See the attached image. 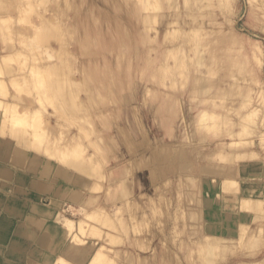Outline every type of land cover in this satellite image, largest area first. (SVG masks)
Segmentation results:
<instances>
[{"label":"rangeland","instance_id":"rangeland-1","mask_svg":"<svg viewBox=\"0 0 264 264\" xmlns=\"http://www.w3.org/2000/svg\"><path fill=\"white\" fill-rule=\"evenodd\" d=\"M3 2L12 3V0H3ZM148 2L150 3V1ZM166 2L169 1L162 0L160 13L168 17L166 16V21L160 25L159 31L153 34L149 28H152L155 22L154 25L158 26L159 16L156 18L157 20L149 18L152 25L150 23L145 24L143 15L148 11L144 8L146 6L150 7L147 3L139 0H72L76 7L78 5L83 10L75 19L79 26L80 35L85 36L87 31L85 23H88L86 26H89V29L91 28L94 32V37H99L97 43L94 42L91 46L92 57L96 58L97 56L98 59L92 64L87 62L82 64L89 66L88 68L92 69V72L96 71L99 75L98 81H101L100 78L102 77L103 81L110 82L109 79L112 76L119 84L114 92H110L112 89L102 91L106 97L99 105L89 107L80 100V103L85 105V108L82 107L85 112H81V117L84 119L78 120L80 122L78 127L79 122L74 124L77 120L71 116L70 121L67 120L69 124H72L69 126L70 129L65 128V130L60 131L58 135L59 142L54 143L61 146L66 143L68 138L80 139V136H82L83 138L79 140L80 146L89 143L90 138H97L99 147L87 146L89 152L91 149L102 148V152L95 155L99 159L96 160L97 166H100L97 167V175L91 177L92 181L100 184L98 185L100 187L93 190L86 183V189H84L85 186L82 183L80 184L81 187L73 184V181H59L53 186L54 192L61 191L62 194H69L71 191L73 192L70 195L77 193L81 196L87 194V192L95 193L92 200L87 198L88 203L85 201L88 205L90 204L89 208L94 206L92 213L89 214L92 220L87 225V228L90 226L93 231H91V228L85 234L78 232L79 224H77V220L82 216L84 217V213L77 204L72 205L64 200H59L46 206L43 213L37 214L32 207L37 208L36 206H39L40 202H46L49 193L41 188H29L27 194L21 196L27 206L28 220H33L35 216L39 219L35 221L36 224L29 226V232H34L37 235L49 232L53 234V242L46 247V251L43 253V257L49 261V264H69V261L74 264L77 263L74 261H77L80 255L88 254L90 251L89 255L92 254L90 256L93 257L91 262L87 264H129L126 259L128 253L132 258L134 256L132 264H168L169 262V264H200L196 261L193 262L194 257L192 259L191 257L196 252L201 251L202 248L201 253H203V256L206 255L204 250H208L203 246V243L206 244L208 239H210V242H208L210 246H215V249H213L214 255L209 253L210 257H203V259L209 257V259H206V263L209 262L208 264H264V121L262 122V119H264V0H171L169 5L172 4L170 6H167ZM222 6L226 7L223 8ZM90 8H94L95 13L93 14L94 17L88 21L86 16ZM176 11H179V16L172 18L173 13ZM66 20L68 21V18ZM172 20L173 22L175 20V24L172 22L173 25L171 24ZM184 22H188L187 24L194 29V26L197 27L202 23H207L212 27L207 29L203 39L200 40L201 44H199L203 51L201 55L204 53L202 56L208 58L206 65L203 64L202 68H199L203 70H201L202 73L207 77L210 76V81L208 80L209 90H207L209 93L204 91L201 94H193L192 82L198 70L192 64L189 65V70L184 76L174 73L168 80L167 78L164 79L159 73L160 62L158 60L161 55L167 52L166 48L172 45V41L165 43L164 34L171 33L173 35V32L176 31L180 33L181 30L185 29L182 28ZM177 28L180 30L179 32ZM233 29H235L241 42L237 39L234 42L228 39ZM188 30L190 29L187 28L184 32H189ZM177 33L176 35H178ZM16 40L18 38L14 37L13 41L16 42ZM143 40L149 42L144 44ZM124 46L126 47L124 48ZM136 46L140 48L138 54H136ZM153 46L156 47V51H149L150 47ZM187 51L190 50L186 49V53ZM180 53L182 52L180 51ZM177 55L179 56V54ZM177 55L173 59L177 60ZM151 57H157V59L150 64L149 59ZM119 62H121V65ZM111 65L113 67H108ZM156 69H159L158 73L155 71ZM210 71L212 74L208 73ZM109 74L110 77L108 78ZM231 81L235 82L231 83ZM236 82L237 85L243 87L244 92L240 93L239 97H228L229 88ZM248 86L250 91L247 89ZM26 87L27 85H24V91L27 89ZM246 90L250 92H248L251 96L250 99ZM9 91L8 94L7 92L3 94V99L10 98L11 90L9 89ZM5 94L8 95L7 98ZM81 94L83 97L84 94ZM223 95L228 98L223 97ZM243 95H246L245 98H242ZM27 96L24 95L22 101L28 107V104L34 103L35 99ZM208 97L209 99H207ZM224 98L228 101H224ZM3 99L1 100L3 101ZM243 100L248 102L245 103ZM206 108L209 110L213 108L212 110L219 115H227L228 119L222 121V124L217 123L218 126H215L216 124L211 125L215 128L211 127L209 122H199V115ZM22 109L26 112V108ZM22 109L21 111H23ZM3 112L5 115L7 114V111L3 110L0 112V116L4 115ZM46 113L51 117L54 110L49 109ZM183 113L187 117V124L182 120ZM8 114L5 122L8 121L7 124H11L9 121H13L12 115L9 112ZM14 114L13 117H21L19 113ZM239 116L250 119L251 122L253 121V127L256 124L257 129L253 128L255 134H249L250 128L244 126L245 123L242 124L244 127H239L238 131H235L236 133L232 132L231 123L234 120L237 122L241 118ZM51 119L55 120L54 117H51ZM261 122L263 125H261ZM15 123H18L19 126ZM224 123L226 124L224 125ZM12 124L9 127L12 128L14 126ZM14 124V128L23 127V125L21 126L22 121L21 123L15 121ZM205 125L209 128L205 129ZM88 128L93 129L89 132ZM121 128L123 132H121ZM23 129L27 130V127H23ZM28 129L30 130V128ZM128 131L131 135H128ZM260 132L263 136L258 135ZM246 134L249 136H246ZM7 137H9V134L2 133L0 135V139H7ZM201 140L204 143L203 147L200 144ZM148 142L149 145H147ZM160 143L167 146L168 151L166 153L162 152V154L158 151L162 149L159 148ZM177 143L179 144L177 145ZM181 144L185 148L184 151H182L183 147H179ZM176 146L181 151L174 148ZM200 147L202 153L199 155L198 149ZM54 148L57 149L56 146ZM154 148L155 150H153ZM42 150L43 154H37L38 157L35 155V158L34 156L31 157V159H34L32 160L35 164L38 160L41 161V156H44V153L48 152L46 148ZM152 151L157 155L155 163L158 162L157 165L164 168V170L158 172L156 177L151 172L152 164L147 162H150L153 158L145 159L146 156L152 154ZM240 153L244 155L239 157ZM232 154L233 156L236 154L233 160L231 159ZM170 157L177 164L175 168H171L168 164L171 160ZM89 159V155H84L82 160L87 161ZM254 163L258 165L256 170L243 171V164H247L252 168L251 164ZM229 166H233L232 173H229L230 180L236 182L229 181L233 185L230 183L231 186L229 188L227 186V190L226 187L224 189L221 185L216 191L218 192L214 197L216 200L213 198V201L212 198H209L210 194L206 195L209 198L207 200L203 194H206L207 191L204 189L208 188L206 186L208 185V178L214 179L216 175L225 174L226 168ZM128 167L130 169L127 176L133 182L131 181L129 191L128 189H119V195L116 183L110 184L111 178L112 176L119 177L122 172L128 170ZM207 168L211 169V172ZM13 170L18 175H24L21 168H13ZM181 171L191 173V178L186 184L182 181L181 183L176 181L175 176ZM231 174L236 175L234 176L235 179ZM27 175L38 179L40 182L44 181L39 175H32V173H27ZM100 175L105 176L100 178ZM123 175L125 177V174ZM203 176L208 177L204 189V184L199 181ZM168 177L172 181L164 184L163 181ZM249 179L252 180V184L242 186V182L249 181ZM161 183H163L161 189L153 191L154 186ZM209 184H211L210 179ZM201 186L203 187L201 188ZM250 188L257 192L254 197L255 201H240L239 197L243 189ZM146 191L151 192L152 195L155 194L156 198L155 201H152L153 203L149 202L148 196L141 194ZM202 191L205 192L202 193ZM126 193L129 194V197L130 195L134 196L135 201L133 203L135 205L132 203L133 207L137 206V208L147 211L148 218L149 216L153 217L150 218L149 223L148 219L144 220L139 217L134 218L135 221L132 217L130 219L129 211L132 205L126 202L124 208L118 209L113 199H116L117 196L120 199L125 198ZM9 195L15 198L19 197L17 193ZM115 196L116 198H113ZM97 197H99V200ZM206 200L207 202L211 200V203H203ZM251 202L254 204L249 207L248 204ZM91 203L94 205L91 206ZM126 204L128 205L127 208ZM209 204L212 209L207 210L210 207ZM69 205H72L73 208ZM74 205H77V207H74ZM95 207H98L96 210L101 211V215L98 214ZM203 210H207L205 214H203ZM241 211L248 214L249 218L240 219L238 215L242 213ZM63 215L75 219L67 221L68 224L72 222L69 227L73 226V229L72 227L67 228V224L64 225L66 221L63 222ZM19 222H23V219H19ZM101 223H114L116 227L125 230H121L123 233L121 236V233L117 234L118 229L116 227L113 229L103 228ZM224 224L235 226L232 230L235 237H231L233 242L227 244L225 243L230 237L227 238L225 235L226 228H224ZM241 227H246L247 231L251 228H258V235L262 240L257 244L248 245L245 240L241 242L240 237L236 239L240 235ZM143 228L144 230H141ZM147 231L148 233H145ZM243 231L246 230L243 229ZM74 233H79V235L73 239L72 235ZM108 233H115L117 236L108 235ZM207 235L209 237H206ZM112 236L116 238L119 236L120 239L117 238V243H114L115 237ZM57 240L63 242H56ZM119 240H123V243H120ZM30 243V241H27L25 244L30 245ZM116 253H119V256L113 259L111 255ZM200 258H202V254ZM0 262L1 264H27L24 259L9 255L6 245L1 241ZM202 263H205V261Z\"/></svg>","mask_w":264,"mask_h":264},{"label":"bare ground","instance_id":"bare-ground-1","mask_svg":"<svg viewBox=\"0 0 264 264\" xmlns=\"http://www.w3.org/2000/svg\"><path fill=\"white\" fill-rule=\"evenodd\" d=\"M139 1L147 3L150 6V7L146 6L144 8L146 11H148V12H145L143 15L146 25H148L149 23L150 25H152L151 19L149 22V18L156 19L159 16V19H158L159 22L157 23L158 26L154 25L156 22L153 24L154 26L152 25V28H149L148 26V28L152 30L153 34H156L160 29V25H162L166 21L165 18L168 17L167 15L166 17L165 15L160 13V10L162 9V0H152V1L151 0H139ZM148 1H150V3ZM168 1L169 2H166L167 6L169 5L171 0H168ZM226 6L224 7L222 6V7L225 8ZM69 9H71L70 13H69ZM93 9L94 8H90V10L87 11L86 19H88V21L94 17L93 14L95 12ZM82 11L83 10L78 5L76 7L75 3H72V0L70 1L69 0H12V3H5L3 2V0L2 1L0 0V112L4 110V111H7V114L9 112L12 115L13 121H9L11 124L13 123L12 125L15 126V124L16 125L18 124V123L14 124L15 121L20 122V123L22 121L23 124H21V126L23 125L24 128L27 127V130L23 129V127L14 128L13 126L11 128L9 127L11 126V124H7L8 121L5 122V118H7L6 116H8L9 114L5 115L3 112L4 115L0 116V135L2 133L9 134V137H7V139H0V241L1 243L6 245V249L9 255L19 257L20 259H24L27 264H49V261L43 257L44 255L43 253L46 251L45 250L46 247H48V245L51 244L54 240L52 232L44 233L42 235H37L34 232H29V226L32 224H36L35 221L39 220L38 217L36 216L33 218V220H30V219L28 220V216L26 214L27 206L25 204V200H23L21 196H25L29 188L30 189L41 188L42 190H46L49 193V197L46 199V202L45 201L40 202L39 206H36L37 208H35V206L32 207L33 211H35L37 214L43 213V209L46 206L51 205L53 202L64 200L68 202V204L69 203H71L72 205L77 204L80 207V210L83 211L84 213V217L82 216L80 219L77 220V224H79L78 232H82V234H85V233H88V230L92 228L90 226L87 228V225L89 221L92 220L89 214L92 213V209H94V206H93L94 204L91 203L92 204L91 206H93V208L91 206H90L91 208H89L90 204L89 205L87 204L88 200L86 201V199L91 198L92 200V198H94L93 195H95V193L87 192V194L85 193V195L81 196V195H77V193L70 195L73 192L71 191L69 194H64V193L62 194L61 191L54 192L55 190L53 187L54 184H56L59 181L60 182L61 181H64V182L73 181V184L75 185L76 184L80 185L82 183L84 186L86 185V183H88L93 190L94 188L96 189V187H100L98 186L100 184H98L96 181H92V178H93L92 176L97 175L96 173L98 171L97 167H100L99 165L97 166L96 160L98 159V157L95 155L102 152V148L101 149H97V148L91 149L90 152L87 150L88 149L87 146L92 145L95 147H99L97 145V138H90L89 143H87L86 145L83 144V146L82 145L80 146L79 144V140L83 138L82 136H80V139L79 138H76V139L68 138L66 143L61 146H57L54 143L59 142L58 135L60 131H63V129L65 130V128L70 129L69 126H71L72 124H69L67 120H69L71 116L74 117L75 120H77V121L74 120L75 122L73 121L74 124H76V122H79L78 120L84 119L81 117L82 116L81 112L82 111L85 112V109H84L85 105H82V103H80L81 101L83 103H86L89 107L94 106V105H99V103L105 100V97H106V95H103L102 91L103 90L109 91V89H112L110 92H114L115 88L119 84L115 79L112 78V76L110 77V74L108 76V78L110 77L109 79L110 82L103 81V79H101L102 77L100 78L101 81H98L97 79L99 78V75L96 73V71L92 72V69L88 68L89 66L87 67V65L82 64L83 62L92 64V62L98 59L97 56L96 58L92 57L91 46L93 45L94 42L97 43V41L99 40V37H94L93 35L94 32L91 30V28L89 29V26H86L88 23H85V27L87 30L85 33L86 39H85V36L82 37L80 35V31L78 28L79 26L77 25V21H75V19L78 14L82 13ZM179 14H180L179 11L174 12L172 15L173 16L172 18L179 16ZM151 16H154V17H151ZM66 18H68V21L66 20ZM155 19L153 20L155 21ZM147 20H148V23H147ZM172 22L173 20L171 21V24L173 25L175 20L173 23ZM188 22H184L183 27H182V28H185L184 30L180 31L177 28L178 32L180 31V33H177L176 31L175 33L173 32V35H171V33L169 34L167 33V35L164 34L165 43L167 44L169 41H172V45L166 48L167 52L161 55V58L158 60L160 62L159 64L160 72H159V69H156L155 71L157 73L158 72L161 73V76L164 79L166 78L170 79V76L174 73H179L180 76L181 75L184 76L185 74H187L189 70V65L192 64L198 70L195 74L196 76L193 78L192 88H191L193 89V94L197 95L198 93L199 94L204 93V91H206L205 93H207L208 92L207 90H209L208 80L210 81L209 79L210 76L207 77L205 74L202 73L203 70L200 69L202 68L203 64L206 65L208 58L206 56H202L204 55V53L201 55L203 51L201 50V47H200L201 45L199 44H201L200 40L203 39L205 33L207 32V29H210L212 27H210V25L207 23H202L198 25L197 27L194 26L195 27L194 29L193 27H190L189 24H187ZM187 28L190 30L193 29L192 32H190V30H188L189 32L187 31L184 32L185 30H187ZM176 33L178 35H176ZM14 37L18 38L16 42L13 41ZM228 39L233 42L236 41L237 39L239 40V42H241L238 34L235 32V29L231 31L230 35L228 36ZM143 41H144V44L149 42L147 40H143ZM125 47L126 46H124V48ZM190 47L191 48L194 47L195 49L193 48L191 50ZM135 48L137 50L136 54H138V52L140 51V48H137V46ZM186 49L190 51H187L186 53ZM149 51L155 52L156 47L154 46L150 47ZM180 51L182 53H180ZM177 54H179V56ZM176 55L178 56V59L176 58L177 60H175V58L173 59V57ZM155 59H157V57H151L149 59L150 64L154 62ZM119 64L121 65V62H119ZM108 67H113V66L111 65ZM232 69L234 70L233 67ZM208 73L212 74L211 71ZM237 79L238 78H236V80ZM233 82L235 81H231V83ZM24 85H27L26 87L27 89L25 91L23 88ZM248 87L247 89L249 90L250 87L249 88ZM230 88L228 90L229 95L225 93L226 95H228V97H232V96L236 97L240 95V93L244 92L243 87L240 85H237V82L234 85L232 84ZM9 89L11 90L10 98L8 99L7 98L8 95L6 96L5 94L7 99H3V94L5 92H7L8 94L10 92ZM248 90H246L247 94L250 93L249 92L250 90L249 91ZM81 93L84 94L83 97L81 96L82 95ZM22 94L23 96L25 95L28 98L35 99V102L34 103L32 102V104H28V107H27L26 104H24V101H22L23 99ZM224 96L225 95H223V97ZM243 96L242 98H245L246 95L244 97ZM250 97L251 96L249 94V99ZM1 99H3V101ZM207 99H209V97ZM225 100L228 101V99L224 98V101ZM243 101L245 103L248 102L246 100H243ZM82 107H84L83 108L84 110L82 109ZM22 108L24 109L26 108L25 109L26 112H24ZM21 109L23 111H21ZM49 109L54 110V113L53 114L51 113V117H54L55 119L54 121L51 119L50 115L46 113ZM103 109H104V106H103ZM212 109L210 110L207 108L203 109L199 115V122H202V123L209 122L210 126L215 125V124H216L215 126H218L217 123L222 124L221 122L225 121V119L227 118V115L225 114L219 115L216 111H213ZM12 113L13 114L19 113L21 117L20 116L13 117ZM242 116L244 117L245 115H242ZM242 116H239L241 117L238 120L239 122L238 121L236 122V120H234L231 123V128L233 129L232 132L238 131L239 127L242 128L244 126H247L248 128H250L249 134L252 133L251 135H253L254 133L253 128H256L255 127L256 124L253 127L252 125L253 121L251 122L250 119L242 118ZM13 118H15L16 120ZM186 118L187 117L185 113H183L182 120L183 122L187 124ZM18 119H20V121H18ZM263 121L264 119H262V122ZM262 122H261V125H263ZM243 123H245L244 126H242ZM79 124L80 122L78 123V127H79ZM225 124L226 123H224V125ZM215 126H211V127L215 128ZM28 128H30V130ZM207 128H209V126H206L205 129ZM92 129L93 128H91V130ZM88 130L89 132L91 131L89 128ZM143 130L141 131L142 133L144 132ZM121 132H123L122 128H121ZM128 135H131L129 131H128ZM258 135L261 136L262 135L261 132ZM246 136H249V135L246 134ZM60 137H63V136H60ZM178 144L179 143H177V145ZM182 144L179 147H183ZM200 144L202 145V147L204 146V143L202 140ZM147 145H149V142ZM55 146L57 147V149L54 148ZM109 147L110 145L108 146V148ZM179 147L176 146L174 148L179 150ZM43 148L44 149L46 148L48 152L44 150V152H46L44 153L45 155L41 156V161L39 162L38 160L39 163L37 162V164H35V162H33L34 159L32 158L33 159L32 160L31 157L34 156L35 158V155L36 156L37 154L40 155V153L43 154L42 153ZM155 148L153 150H155ZM159 148L160 149L162 148L161 150H158L160 151V153L162 152L166 153V151H168L167 146L161 143L159 144ZM97 150H100V151L98 152ZM178 150L176 151V153L178 152ZM184 150L185 148L182 151ZM179 151H181V149ZM198 151L200 155L202 153L201 147L200 149H198ZM255 153H252V154H255ZM61 155L63 156L61 157ZM84 155H89L90 159L87 161L85 160L83 161L82 159ZM235 155L233 156L232 154V157L230 156L232 160L235 159ZM242 155L244 154L240 153L239 157ZM149 157L153 159H151L150 162L149 161L147 162L152 164L151 172L153 173L154 177H156L158 175V172L161 170H164V168H161L160 165H157L158 162L155 163L156 162L155 160H157V155L153 151H152V154H150V156L148 155V157L146 156V158L145 157L144 158L149 159ZM35 161L37 160L35 159ZM168 164L171 168H175L177 166L175 160L173 159H171ZM251 166L252 168L247 166V164H243V171H246V170L254 171L257 169L258 165L254 163V164H251ZM13 168H16V169L21 168L24 175L16 174ZM129 169L130 167H128V170L126 169V171L122 172L121 173L122 176L120 174L119 177L112 176L111 178L110 184L116 183V187H117L116 189L118 193H119V189H123V190L128 189L129 191L131 181H132V180L130 181L129 176H127ZM232 169H233V166H229L228 168H226L225 174H222L221 176L216 175L214 176V179L207 177L208 181L206 180L207 178L205 176L201 177L199 181L202 184H204V187L201 186V188L203 187L204 189L205 184L208 182V185H206L208 188L204 189L205 191L207 190L206 194L204 193L205 191H202V193H204L203 195L206 196L210 194L211 196L209 195V198H212V200L214 201L215 199L214 197L218 193L216 191H218L221 185H222L221 187H224V189L226 187V190H227V186L229 188L232 183L236 182V181L230 180L231 176L229 173L231 172ZM208 171L211 172V169H208ZM27 173H32V175H39L42 179H44V181L40 182L36 178L28 177ZM123 174H125V177ZM104 176L105 175H100L99 177L102 178ZM234 176L236 175L232 176L235 179ZM175 178L177 179L176 180L177 182L181 183L182 181V183L186 184L191 178V173H184L181 171L175 176ZM209 179H210L211 184H209ZM169 181H172V180L168 177L163 182L164 184H167L169 183ZM229 181H231L232 183L230 182L231 183L230 184ZM242 183H243L242 186H245L246 184L249 185V184H252V180L249 179V181H246V182L244 181ZM88 184H87V188H88ZM162 184L163 183L155 185L153 191L155 190L158 191L159 189H161ZM80 186L82 187V185ZM84 189H86V186L84 187ZM93 190H88V191H93ZM74 192L76 191L74 190ZM12 193H17L19 197L15 198V197L10 196L9 194H12ZM128 193H126L125 194L126 197L124 195L125 198H122V199H120V197L117 195H116L117 198L116 196L113 197L116 199L112 198L114 200V203L117 205L118 209L124 208L125 202L129 205H132V203L135 201L134 196L130 195L129 197ZM256 193L257 192L253 191L251 188L243 189V192L241 193L239 197L240 201L243 202L246 200H251L252 202H254L255 201L254 197ZM141 194H145L146 196H148L149 202L153 203L152 201H155V198H156L155 194L152 195L151 192H147V191L142 192ZM99 197H97L98 200H99ZM205 198L207 200L209 199L207 196ZM202 200H205V199H202ZM207 200L204 202L202 201V202L206 203ZM209 202L211 203V200ZM252 202L249 203L250 205L248 204L249 207H251L254 204ZM127 204H126V208L128 207ZM72 205H69V206H72ZM77 205H74V207L75 206L77 207ZM212 205H213V202H212ZM130 207H131L129 211L130 213L128 212L130 219L132 217L134 220V218L139 217L140 219H144V220L148 219L149 220L148 223H149L150 218H153L150 216L148 218L147 211L141 210V208H137V206L133 207L132 205ZM247 207H245V209H247ZM96 208L98 209V207H95V210ZM210 208L212 209L211 205L207 210H210ZM205 211L203 210L204 212L203 214H205ZM97 212L98 214L101 215V211L99 212L98 210ZM242 213L238 215L240 219L244 217L249 218V215L245 214L244 211ZM62 218H63V222L66 221V223L64 224L63 222L61 223L59 222L60 224H64L65 226L67 224L68 225L67 228H71V227L72 229L74 228L73 226L69 227V224L71 223L70 225H72V222L68 224L67 221H70V220L72 221L75 219H72L71 217H68L66 215H63ZM19 219H23V222H19ZM101 224L103 228L107 227L109 229L110 228L113 229L116 227L114 223L113 224L101 223ZM233 227H235L233 226V224L232 225L224 224V228H226L225 235L227 238L230 237L229 240L227 239V242L225 244L230 243L233 240V239L231 240V237H235V235L232 233ZM116 228L118 229L117 234L121 233L120 235L122 236L123 234L122 231L125 229H120L119 227H116ZM144 228L141 230H144ZM242 228L243 227L240 228L241 229L240 235H238L236 239H239L240 237L241 242L245 240L248 245L253 244V243L257 244L258 242L262 240V238L258 235V231H259L258 228H251L249 231H247L246 227L243 228L246 231H243ZM95 229L97 230V228ZM91 231H93V228L91 229ZM145 233H148V231ZM109 234L117 236V234L115 233L113 234L108 233V235ZM78 235L79 233L78 234L74 233L72 235V238L74 239ZM115 236H112V237L114 238ZM206 237H209V236L207 235ZM117 238H119V236ZM117 238L115 237L116 242L114 241V243H117V240H118ZM209 240L210 239L206 241L207 242L206 244H208L207 246L206 244H204L205 242L203 243L201 241V243H203V246L206 247V249L208 250V251L204 250L206 254V255L204 254L205 256H209V253L210 254L213 253L214 255L213 249H215L214 248L215 246L213 247L210 246V244L208 243L210 242ZM27 241L31 242L30 245L25 244ZM119 241L120 243H123L122 242L123 240L122 241L119 240ZM56 242H63V241L57 240ZM208 247H212V248H208ZM202 249L201 251L197 250L198 252H196L194 255L192 254L193 256L191 257V259L194 257L192 259L193 262L196 261V262H199L200 264H208L209 262L206 263L207 261L206 259L207 258L209 259L210 256L206 257V259L204 258L205 259L204 260L203 257L205 256H203V253H201L203 251ZM210 249H212V251H210ZM89 253H91V251ZM89 253L80 255L79 258L77 257L78 258L77 261H74L77 263H74V264H87L91 262V258L93 256L91 257L90 255L92 254L89 255ZM201 254H202V258H200ZM94 255H95V252H94ZM115 255H111V257L113 259L118 258L119 253H116ZM126 257H127L126 259L128 260V263L132 264L134 260V256L132 258V256H130V254L128 253ZM176 258L175 260H177ZM202 259L203 261H205V263H202L203 262ZM171 262H172V259H171ZM70 263L71 262L69 261V264Z\"/></svg>","mask_w":264,"mask_h":264}]
</instances>
